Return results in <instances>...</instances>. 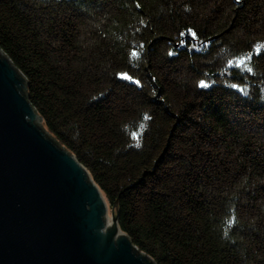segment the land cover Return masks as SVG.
I'll return each instance as SVG.
<instances>
[{
	"label": "trees",
	"instance_id": "1",
	"mask_svg": "<svg viewBox=\"0 0 264 264\" xmlns=\"http://www.w3.org/2000/svg\"><path fill=\"white\" fill-rule=\"evenodd\" d=\"M0 49L140 252L155 264H264V0H0ZM156 61L185 71L175 89L191 86L189 101ZM147 93L163 98L162 121L128 120ZM175 108L196 133L168 144Z\"/></svg>",
	"mask_w": 264,
	"mask_h": 264
},
{
	"label": "water",
	"instance_id": "2",
	"mask_svg": "<svg viewBox=\"0 0 264 264\" xmlns=\"http://www.w3.org/2000/svg\"><path fill=\"white\" fill-rule=\"evenodd\" d=\"M27 91L0 49V264H155L114 208L108 216L91 174L49 136Z\"/></svg>",
	"mask_w": 264,
	"mask_h": 264
},
{
	"label": "rangeland",
	"instance_id": "3",
	"mask_svg": "<svg viewBox=\"0 0 264 264\" xmlns=\"http://www.w3.org/2000/svg\"><path fill=\"white\" fill-rule=\"evenodd\" d=\"M220 13L221 14H219L217 16H214V18H215L216 21L218 19H220V18L223 19V17H224L225 14L227 16V12L225 11V9L221 10ZM253 17H255V15H253ZM258 19H259V17L256 18L253 21V23H259L258 22ZM259 26H262V24L259 23L258 26H257V28ZM232 29H233L232 34H234V36H236V38H238L239 35L240 36L242 35L240 33H242L243 27L233 26ZM246 34L247 33H244L242 36H246ZM230 36L231 35L219 36V37H217V39H221V38L224 39L225 38L224 40H226V39H230L231 38ZM152 66L153 67H157L158 66L157 69H156V73L157 74H161V78L162 79L165 78L164 84H165V82H167L166 87L168 89L172 90L173 93L177 94L175 97L178 98V99H180V100H177L178 103H181V101H184L185 102L186 100L187 101L190 100V99H187V98H188V96H190L189 90L190 91L192 90V87L191 86L188 85L189 90H186V92H185L186 94H184V95H179L178 94L179 91L177 89H175L176 88V85H179V83L182 82V79H184V76H185L184 73H185V71L182 70V68L177 67V69L173 70L174 68L172 69V67H169L164 62L158 63L157 61L155 63H153ZM150 95H151V93H147L146 96H142V97L137 96L136 99H131V101H129V104H128L129 110L128 111L130 113H128V112L125 113V115L126 114H129L128 120H131L129 118H134V116L137 114L138 111H143V112L146 111V112H150L151 115L154 118L152 125L155 124V123H158L159 121H162L161 120L160 112L157 110V107L158 106H156V103H157V101H162L163 98H160L157 95H152V96H150ZM173 112H175V113L179 112V108L173 109ZM189 116L192 118L193 121L198 119L197 122H200L199 123L200 124V127H198V128H201L200 130H202V132H201L200 135H203V133L207 131V134L206 135H209L210 136V134H208V131H209L210 127L207 126V123H205L204 121H201V118L200 117H197V115L190 114ZM126 117H127V115H126ZM177 117H179L177 122L174 121V123H173V121H172V125L167 124V128L165 127L164 134L166 133V135H168L167 138H166L167 141H168V144H170L172 142L174 136H178L180 138H185V139L189 140V135L196 133V131H195L196 129L195 128L194 129L192 128L193 125H194V123H192L191 120L186 119L184 123L183 122L180 123L181 122V119H182L181 118V115H179L177 113ZM194 117L197 118V119H195ZM178 123H180V124H178ZM174 125H175V127H174ZM187 128H188V130H187ZM191 128L193 129L192 131H191ZM176 129H177V131H176ZM169 131H170V133H169ZM163 143H165V140L164 139H163ZM159 144H162L161 139H159V141H158V145ZM213 147L214 146H212V143L209 144V148H213ZM171 148H172L171 145H169V149H168V146H165V147H162L161 148L163 150V152H166L167 149L169 150L168 153H167L168 158H170V155H171ZM200 158H201L200 161H197L198 164L199 163L201 164L202 162L204 163V160H205L204 157H200ZM92 180H93V178H92ZM100 191H101V189H100ZM101 193H102L103 197H105L104 194H103V192H101ZM108 204H109V207H110L109 214L112 215L113 208L111 207L109 201H108ZM114 211L118 212V210L116 208H114ZM118 219H119V215H118ZM118 224H119V220H118ZM138 251H139V249H138ZM139 253L144 254V253H142L140 251H139ZM144 255H146V254H144Z\"/></svg>",
	"mask_w": 264,
	"mask_h": 264
},
{
	"label": "snow or ice",
	"instance_id": "4",
	"mask_svg": "<svg viewBox=\"0 0 264 264\" xmlns=\"http://www.w3.org/2000/svg\"><path fill=\"white\" fill-rule=\"evenodd\" d=\"M192 35L195 36L196 33L193 31V32H192ZM133 55H138V53L133 52ZM247 59H250V58H249V57H245L244 60L241 61V66L243 65V63H244ZM248 71H252V69L249 68ZM122 77L125 78V79H129V80L132 79V77H131L130 75H127V74H122ZM135 83L139 84L140 81L137 80V81H135ZM201 86H202V87H206V86H207V82H205V81H201ZM233 87H236V88L239 89V86H238V85H233Z\"/></svg>",
	"mask_w": 264,
	"mask_h": 264
},
{
	"label": "bare ground",
	"instance_id": "5",
	"mask_svg": "<svg viewBox=\"0 0 264 264\" xmlns=\"http://www.w3.org/2000/svg\"><path fill=\"white\" fill-rule=\"evenodd\" d=\"M177 153H179V151H178ZM104 199H105V202H106V204H107V208H108V216H109L110 218H113V216L109 214L110 207H109V204H108L107 198L104 197ZM119 231L121 232V230H119ZM121 233H122V232H121Z\"/></svg>",
	"mask_w": 264,
	"mask_h": 264
}]
</instances>
